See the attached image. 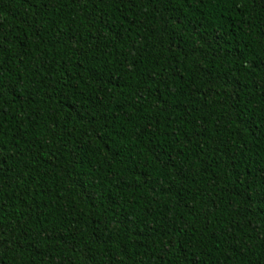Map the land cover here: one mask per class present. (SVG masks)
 <instances>
[{
  "label": "trees",
  "instance_id": "16d2710c",
  "mask_svg": "<svg viewBox=\"0 0 264 264\" xmlns=\"http://www.w3.org/2000/svg\"><path fill=\"white\" fill-rule=\"evenodd\" d=\"M0 264H264V0H0Z\"/></svg>",
  "mask_w": 264,
  "mask_h": 264
}]
</instances>
